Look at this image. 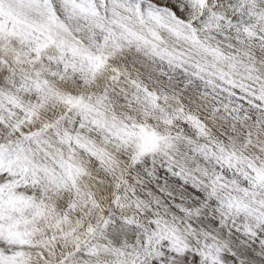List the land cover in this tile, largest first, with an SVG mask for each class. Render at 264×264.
I'll list each match as a JSON object with an SVG mask.
<instances>
[{"label":"snow or ice","instance_id":"obj_1","mask_svg":"<svg viewBox=\"0 0 264 264\" xmlns=\"http://www.w3.org/2000/svg\"><path fill=\"white\" fill-rule=\"evenodd\" d=\"M0 264H264V0H0Z\"/></svg>","mask_w":264,"mask_h":264}]
</instances>
